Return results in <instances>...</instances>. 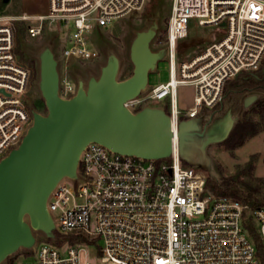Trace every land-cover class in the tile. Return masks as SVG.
I'll list each match as a JSON object with an SVG mask.
<instances>
[{"label":"built area","instance_id":"built-area-1","mask_svg":"<svg viewBox=\"0 0 264 264\" xmlns=\"http://www.w3.org/2000/svg\"><path fill=\"white\" fill-rule=\"evenodd\" d=\"M146 0H25L20 14L0 15V160L15 148L32 123L23 96L29 71L14 55V24L28 23L26 35L38 38L45 26L63 36L57 59L59 95H74L72 62L94 61L90 35L107 31L118 19L140 12ZM43 5L42 10L37 6ZM195 21L214 26L221 37L188 61L176 62L178 45ZM164 48L168 80L151 87L143 100L163 105L173 127L197 117L221 100L224 85L240 73L257 72L264 59V0H171ZM59 61L61 63L59 64ZM178 65V66H177ZM192 86L193 105L184 115L178 86ZM162 102V103H161ZM141 101L125 104L135 112ZM207 174L184 166L175 144L169 158L144 160L88 144L80 153L76 179H62L50 193L47 209L55 237H83L58 247L35 244L33 261L18 264H88L83 246H97L105 264H264V208L251 212L260 249L243 227L244 204L216 196ZM101 243V246L98 245Z\"/></svg>","mask_w":264,"mask_h":264},{"label":"water","instance_id":"water-1","mask_svg":"<svg viewBox=\"0 0 264 264\" xmlns=\"http://www.w3.org/2000/svg\"><path fill=\"white\" fill-rule=\"evenodd\" d=\"M156 29L152 22L135 33L128 47L132 65L128 78L117 79L119 61L108 55L98 75L86 82L78 80L74 95L67 99L59 95L55 54L48 46L39 51L38 90L46 113L30 110L31 125L20 143L0 160V264L19 249L32 250L36 233L55 239L48 197L62 179H76L80 153L90 143L144 160L169 158L174 143L182 162L210 171L206 148L228 137L236 123L230 109L210 124L199 116L180 120L173 127L163 108L146 106L133 112L125 106L146 89L149 74L166 58L165 48L151 50ZM258 98L246 96L243 109Z\"/></svg>","mask_w":264,"mask_h":264},{"label":"rangeland","instance_id":"rangeland-1","mask_svg":"<svg viewBox=\"0 0 264 264\" xmlns=\"http://www.w3.org/2000/svg\"><path fill=\"white\" fill-rule=\"evenodd\" d=\"M25 0H0V15H18L21 13L22 5ZM171 7V0H146L144 8L138 12L127 17L113 21L108 27L107 31L94 32L90 35L91 48L98 51V57L94 61L75 63L72 62V70L74 75L71 80L76 84L79 80L86 82L90 76H97L99 68L104 65L108 55H114L119 61L118 80H124L131 75L132 65L128 57V47L136 32L145 30L152 22L157 26L156 34L150 43L152 51H159L164 48L165 29L167 18L169 16ZM43 5L37 6V10H42ZM21 22H16L14 26L20 25ZM25 26L28 23H23ZM221 37V32L216 30L214 26H197L195 21L190 24V29L187 37L180 42L179 50L176 54V62H185L198 55L205 47ZM63 36L58 37L53 26H45L44 32L38 38H29L24 35L22 42L26 46V53L28 57L37 61L38 68V54L41 48L48 46L55 54L56 58L61 59V51L63 49ZM190 40L195 41V44L189 49H186V44ZM14 40V48H15ZM61 61H59V64ZM178 66V65H177ZM61 71L62 67L59 65ZM168 80V62L165 59L159 61L156 68L148 76V85L146 89L137 97L141 101L140 108L150 106L155 108H163V105L148 102L143 100L149 89L160 83H165ZM177 101L179 109L183 115L185 111L193 105V97L195 95L192 86H178L177 87ZM26 109L32 108V101L40 100L41 96L38 90V72L33 80L28 81L26 92L23 96ZM244 98L241 99L240 103ZM162 103V102H161ZM166 110H167V101ZM253 104V103H252ZM252 104L249 106L251 107ZM248 107V108H249ZM239 108V107H238ZM203 109V108H202ZM202 109L199 111L197 117L206 116L202 114ZM28 110V109H27ZM33 110L40 114H45L44 107H38ZM232 117L236 118V122L244 118L241 109H237L232 113ZM184 118V116H183ZM207 156L211 160V168L207 174V180L211 183L219 182L222 178H230L234 176L240 166L248 161L251 157H256L255 169L252 172L253 178L264 177V133H260L254 138L248 140L242 147L235 151H227L220 143L211 144L206 148ZM242 179V177H241ZM240 179V180H241ZM245 181H248L244 178ZM253 183V181H251ZM251 215V214H250ZM252 218V217H251ZM255 232L257 234V225L253 222ZM51 243L58 247H62L65 243L63 238L55 237L50 240ZM39 243H49L41 233H36V245ZM101 246V243H98ZM24 256L22 249H19L12 255L15 258L13 264L29 263L33 261V254ZM79 260L82 263L88 264H105L101 262V255L97 246H83ZM4 263V262H3Z\"/></svg>","mask_w":264,"mask_h":264},{"label":"trees","instance_id":"trees-1","mask_svg":"<svg viewBox=\"0 0 264 264\" xmlns=\"http://www.w3.org/2000/svg\"><path fill=\"white\" fill-rule=\"evenodd\" d=\"M26 35V26L23 23L14 26L15 48L13 50L15 57L21 66L29 71V81L37 75V61L28 57L26 46L22 42L23 36ZM195 44V41L190 40L186 44V49H189ZM179 50V45H178ZM178 52V51H177ZM264 59L260 69L253 74L240 73L233 79L226 82L223 88L220 102L211 109H202V114L206 115L204 124H210L214 120L222 117L225 112L230 109L233 113L237 109H241L244 118L238 120L231 129L228 137L220 143L227 151H235L242 147L248 140L254 138L260 133H264ZM256 94L259 98L252 104L251 107L243 109L242 98ZM43 107V100L40 99L33 104L32 108H27L28 111L33 108ZM239 107V108H238ZM141 108H137L135 112ZM167 113L166 108L164 109ZM184 119L183 117L181 118ZM211 119L210 121H208ZM256 157H251L246 163L240 166L238 172L230 178H222L219 182L211 183L207 180L206 186L216 196L228 197L241 201L244 206L243 212V227L253 240L258 250L260 243L258 235L252 223L251 212L257 208H264V177L253 178L252 172L255 169ZM184 166H188L182 162ZM242 177V179H241ZM247 179L248 181L244 180ZM241 179V180H240ZM253 181V183H251ZM59 238V237H58ZM63 241L67 244H75L79 242L90 243L83 237L76 238L72 236L63 237ZM50 242V241H49ZM24 256L32 255L31 250L22 249ZM15 258L8 257L3 264H13Z\"/></svg>","mask_w":264,"mask_h":264},{"label":"flooded vegetation","instance_id":"flooded-vegetation-1","mask_svg":"<svg viewBox=\"0 0 264 264\" xmlns=\"http://www.w3.org/2000/svg\"><path fill=\"white\" fill-rule=\"evenodd\" d=\"M36 100L32 101V105L35 104Z\"/></svg>","mask_w":264,"mask_h":264}]
</instances>
